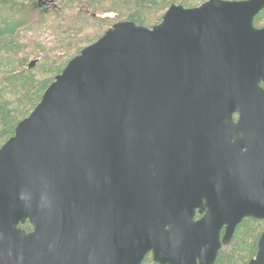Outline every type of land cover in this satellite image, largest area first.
<instances>
[{"label": "water", "instance_id": "95a60500", "mask_svg": "<svg viewBox=\"0 0 264 264\" xmlns=\"http://www.w3.org/2000/svg\"><path fill=\"white\" fill-rule=\"evenodd\" d=\"M263 11L173 4L73 58L0 148V264H215L243 220L264 221V132L221 157L177 137L264 111ZM249 264H264V232Z\"/></svg>", "mask_w": 264, "mask_h": 264}, {"label": "trees", "instance_id": "16d2710c", "mask_svg": "<svg viewBox=\"0 0 264 264\" xmlns=\"http://www.w3.org/2000/svg\"><path fill=\"white\" fill-rule=\"evenodd\" d=\"M207 1L0 0V148L14 136L17 125L38 106L68 63L114 24L129 21L152 28L161 23L173 4L196 8ZM262 20L264 11L256 22ZM43 32L50 33L52 41H42ZM31 59L37 61L34 68L29 67ZM21 228L32 230L29 223ZM263 232L264 221L243 220L215 264H249L256 257ZM142 264L157 263L148 255Z\"/></svg>", "mask_w": 264, "mask_h": 264}, {"label": "flooded vegetation", "instance_id": "af4514ba", "mask_svg": "<svg viewBox=\"0 0 264 264\" xmlns=\"http://www.w3.org/2000/svg\"><path fill=\"white\" fill-rule=\"evenodd\" d=\"M256 19L255 27L264 28V20L256 22ZM261 86L264 87V84L261 83ZM210 117L202 125L186 126L183 134L177 136L195 155L221 157L245 154L255 146L254 134L264 132V111L257 109ZM25 231L29 233L32 230Z\"/></svg>", "mask_w": 264, "mask_h": 264}, {"label": "rangeland", "instance_id": "374dc122", "mask_svg": "<svg viewBox=\"0 0 264 264\" xmlns=\"http://www.w3.org/2000/svg\"><path fill=\"white\" fill-rule=\"evenodd\" d=\"M202 5V4H201ZM41 33V32H40ZM40 33H39V35H40ZM49 33V32H48ZM42 41H44L45 43H49V41H52V37H51V34L49 33V34H47L46 32L44 33L43 32V35L41 36V38H40ZM43 39H45V40H43ZM33 61H35V59H31L30 60V62H33Z\"/></svg>", "mask_w": 264, "mask_h": 264}]
</instances>
